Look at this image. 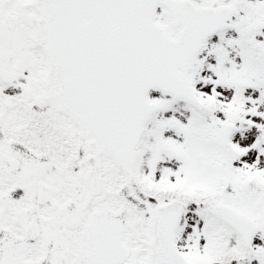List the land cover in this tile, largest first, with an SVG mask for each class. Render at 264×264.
I'll use <instances>...</instances> for the list:
<instances>
[{
    "label": "snow or ice",
    "instance_id": "obj_1",
    "mask_svg": "<svg viewBox=\"0 0 264 264\" xmlns=\"http://www.w3.org/2000/svg\"><path fill=\"white\" fill-rule=\"evenodd\" d=\"M0 264H264V0H0Z\"/></svg>",
    "mask_w": 264,
    "mask_h": 264
}]
</instances>
